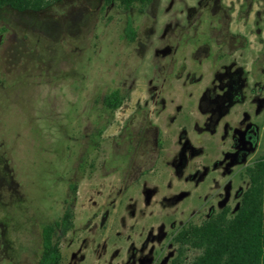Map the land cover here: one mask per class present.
<instances>
[{
  "label": "rangeland",
  "instance_id": "rangeland-1",
  "mask_svg": "<svg viewBox=\"0 0 264 264\" xmlns=\"http://www.w3.org/2000/svg\"><path fill=\"white\" fill-rule=\"evenodd\" d=\"M193 2L152 0L125 9L62 0L39 13L0 8V264H33L42 225L60 217L73 196L62 264H126L131 256L139 264L151 247L152 264H171L169 239L202 216L193 206L203 186L185 181L196 163L188 158L177 168L178 124L187 126L192 145L200 143L198 98L213 72L199 52L189 56L194 46L184 28ZM128 20L133 40L125 34ZM165 45L171 49L161 53ZM181 62L186 69L177 78ZM115 88L125 98L108 110L101 98ZM178 106L194 112L188 121ZM163 223L160 242L141 252L147 232ZM196 254L189 249L184 263Z\"/></svg>",
  "mask_w": 264,
  "mask_h": 264
},
{
  "label": "flooded vegetation",
  "instance_id": "flooded-vegetation-1",
  "mask_svg": "<svg viewBox=\"0 0 264 264\" xmlns=\"http://www.w3.org/2000/svg\"><path fill=\"white\" fill-rule=\"evenodd\" d=\"M60 1L62 0H51L48 6ZM98 1L105 5L119 4L118 0ZM151 2L152 0H147L140 4L146 5ZM255 2L262 4L263 1L194 0L188 7L185 18L187 23L184 34L192 40L190 46H194L189 56L199 52L213 69L209 78L210 85L198 98L197 111L201 116L198 118L197 134L198 137L201 136L198 140L200 143L192 145L188 138H184L187 126L183 123L178 124L183 132L178 138L180 148L177 168L184 166L188 158H191L196 164L185 177L186 185L194 183L203 186L200 201L193 206L195 211L202 213L200 223L217 213L226 211L229 217L235 214L249 185L248 167L264 158V2L262 10L254 8ZM237 4H240L241 8H236ZM2 7L31 13H39L46 8L39 11H18L9 5L0 6ZM240 14L244 15L241 18L243 19L241 28L237 25ZM208 18H216V23L207 26ZM252 19L255 25H249L248 28L247 25ZM260 23L261 28H258ZM166 28L167 26L165 31ZM170 49L165 45L159 51L165 53ZM195 61L201 65L202 59ZM183 69H186V63L181 62L177 72L175 71L177 78ZM177 113L186 122L194 112L178 106ZM176 116L172 114L171 120H176ZM217 140L220 146L216 151L211 150L214 152L212 155L210 148L217 147ZM204 147H210L206 156ZM207 186H210L209 192H205ZM188 193L189 191H186V196ZM184 198L185 194L182 191L179 200ZM73 200L74 196L66 206L70 203L73 208ZM169 225L172 227L174 223L171 222ZM165 226L163 223L156 232H153V229L148 231L139 250L144 251L150 242H160L166 233ZM175 233L167 245L173 247L174 256L171 259L170 253L167 256L171 264H174L173 260L177 255V247L173 241ZM153 255L154 249L151 247L150 256L139 258V264L146 260L152 264ZM131 259L132 263L127 260L126 264H133L134 256H131Z\"/></svg>",
  "mask_w": 264,
  "mask_h": 264
},
{
  "label": "trees",
  "instance_id": "trees-1",
  "mask_svg": "<svg viewBox=\"0 0 264 264\" xmlns=\"http://www.w3.org/2000/svg\"><path fill=\"white\" fill-rule=\"evenodd\" d=\"M127 9L135 2L147 0H118ZM51 0H0V6L9 5L18 11H39L48 6ZM129 40L135 38L131 20L125 27ZM124 94L115 88L101 98L102 105L114 110L124 101ZM249 185L244 191L239 209L233 216L227 212L204 220L199 224L188 223L174 235L177 247L174 264H185L189 249L196 255L187 264H264V158L247 169ZM72 194L76 184L70 183ZM74 212L69 203L62 215L45 223L40 232V249L33 264H61L60 238L73 227Z\"/></svg>",
  "mask_w": 264,
  "mask_h": 264
}]
</instances>
